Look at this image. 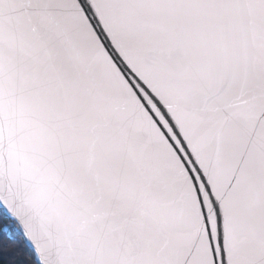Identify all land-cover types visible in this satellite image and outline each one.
I'll return each instance as SVG.
<instances>
[{
    "label": "snow or ice",
    "instance_id": "obj_1",
    "mask_svg": "<svg viewBox=\"0 0 264 264\" xmlns=\"http://www.w3.org/2000/svg\"><path fill=\"white\" fill-rule=\"evenodd\" d=\"M0 264H264V0H0Z\"/></svg>",
    "mask_w": 264,
    "mask_h": 264
}]
</instances>
